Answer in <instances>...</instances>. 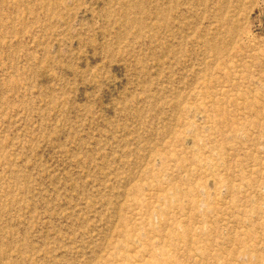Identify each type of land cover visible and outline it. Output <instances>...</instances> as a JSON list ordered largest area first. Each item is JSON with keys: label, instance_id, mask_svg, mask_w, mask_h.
<instances>
[{"label": "rangeland", "instance_id": "374dc122", "mask_svg": "<svg viewBox=\"0 0 264 264\" xmlns=\"http://www.w3.org/2000/svg\"><path fill=\"white\" fill-rule=\"evenodd\" d=\"M0 264H264V0H0Z\"/></svg>", "mask_w": 264, "mask_h": 264}]
</instances>
